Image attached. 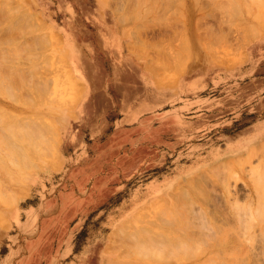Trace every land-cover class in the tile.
<instances>
[{
  "label": "rangeland",
  "instance_id": "obj_1",
  "mask_svg": "<svg viewBox=\"0 0 264 264\" xmlns=\"http://www.w3.org/2000/svg\"><path fill=\"white\" fill-rule=\"evenodd\" d=\"M135 1L0 0V11L9 9L6 15L0 12V54L8 48L12 55L17 44L22 51L16 49L9 58L0 55L2 65L13 61L11 66L5 63L9 71L0 65V131L6 132L0 134V166L5 169H0V179L6 185L0 186V264H264V178L258 182L252 174L258 167L264 173V0ZM160 9L165 17L158 16ZM138 13L143 14L136 17ZM7 30L17 35H12L15 41ZM5 32L14 42L3 39ZM30 83L42 84L37 90ZM27 118L32 128L26 133ZM30 134L35 141L52 139L45 146L49 151L44 152L41 140L40 146L37 141L30 144ZM253 149L256 154L249 163L246 155ZM3 152L10 157L15 153L12 159L18 160V167ZM220 162L228 164L225 176L212 173ZM191 174L199 186L186 183ZM10 176L16 180L10 182ZM7 179L28 188L19 191ZM196 185L198 191L205 189L203 201L213 202L208 209L219 218L208 215L206 225L200 217L198 227L187 203L205 204ZM171 194L183 197L176 200ZM225 213H230L227 230ZM183 225L188 228L182 235L173 230ZM226 232L227 241L222 235ZM216 236L224 246L212 251L209 245L217 242ZM243 237L247 249L238 243ZM177 245L186 253L172 254ZM169 252L171 257L166 256Z\"/></svg>",
  "mask_w": 264,
  "mask_h": 264
},
{
  "label": "bare ground",
  "instance_id": "obj_2",
  "mask_svg": "<svg viewBox=\"0 0 264 264\" xmlns=\"http://www.w3.org/2000/svg\"><path fill=\"white\" fill-rule=\"evenodd\" d=\"M131 1H133V0H131ZM134 1H135V0H134ZM153 1H154V0H153ZM157 1H158V0H157ZM227 1H228V0H227ZM230 1H231V0H230ZM251 1H252V0H251ZM9 2H10V1H9ZM136 2H137V1H135L134 3H136ZM174 2H176V1H174ZM194 2H195V1H194ZM232 2H233V0H232ZM232 2H231V3H232ZM253 2H254V0H253ZM166 3H167V2H166ZM166 3L164 2L165 5H166ZM168 3L171 4L170 2H168ZM196 3H197V2H195L194 4L196 5ZM131 4H132V3H131ZM131 4H130V5H131ZM146 4H147V3H146ZM173 4H174V3H173ZM226 4H227V2H226ZM232 4H233V3H232ZM241 4H242V3H241ZM126 5H127V3H126ZM143 5H144V4H143ZM167 5H168V4H167ZM171 5H172V4H171ZM174 5L176 6V3H175ZM220 5H221V4H219V6H220ZM223 5H224V4H223ZM223 5H222V6H223ZM20 6H21V4H20ZM20 6H19V7H20ZM132 6H133V4H132ZM135 6H136V5H135ZM139 6H140V5H139ZM139 6H138V8H139ZM186 6H187V5H186ZM225 6H226V5H225ZM21 7H22V6H21ZM125 7H126V6H125ZM127 7H129V5H127ZM164 7L166 8V6H164ZM168 7H170V6L168 5ZM197 7H198V6H197ZM228 7H229V4H227V8H228ZM235 7H236V6H234V10L236 9ZM135 8H136V7H135ZM179 8H180V7H179ZM222 8H223V7H222ZM136 9H137V8H136ZM162 9H163V8H162ZM169 9H170V8H169ZM229 9H230V7H229ZM0 10H1V9H0ZM7 10H9V9H7ZM7 10L5 11V13H4V11H2V12L0 11V12H1V14L4 13V14L6 15V14H7ZM127 10L131 11V10H133V9H132V7H131L130 9L127 8ZM134 10H135V9H134ZM138 10H139V9H138ZM138 10H137V11H138ZM174 10H175V9H174ZM178 10H179V9H178ZM196 10H197V9H196ZM234 10L232 9L231 11H233V12H236V11H237V10H236V11H234ZM249 10H251V8H249ZM160 11H161V9H160V10H157L158 13H159ZM162 11H163V10H162ZM164 11H165V10H164ZM166 11H167V10H166ZM169 11H171V10H169ZM179 11H180V10H179ZM226 11H227V10H225V12H226ZM228 11H229V10H228ZM11 12H12V11H11ZM139 12H141V11H139ZM171 12H173V11H171ZM229 12H230V11H229ZM24 13H25V11H24ZM128 13H129V14H132V11H131V12H128ZM126 14H127V13H126ZM126 14H125V15H126ZM138 14H139V13H138ZM138 14H136V17L140 16V15L143 14V13H141V14H139V15H138ZM171 14H173V13H171ZM230 14H231V13H230ZM236 14H238V12H237ZM8 15H12V13H11V14L8 13ZM144 15H145V14H144ZM156 15H157V14H156ZM159 15H161V14L159 13L158 16H159ZM163 15H164V13H163ZM176 15H177V14H176ZM231 15H232V14H231ZM249 15H250V12H249ZM1 16H2V15H1ZM174 16H175V14H174ZM238 16H239V15H238ZM4 17H5V16H4ZM121 17H122V16H121ZM142 17L145 18V16H142ZM156 17H157V16H156ZM162 17H165V15H164V16L161 15V18H162ZM177 17H178V16H177ZM9 18H10V17H9ZM9 18H8V19H9ZM15 18H17V16H16ZM143 18H142V19H143ZM159 18H160V17H159ZM167 18H168V20H170L169 17H167ZM186 18H187V17H186ZM13 19H14V18H13ZM21 19H23V18H21ZM177 19H178V18H177ZM15 20H16V19L12 20V22L15 21ZM129 20H130V19H129ZM159 20H160V19H159ZM171 20H172V19H171ZM178 20H180V18H179ZM178 20H177V21H178ZM17 21H18V20H17ZM23 21H24V20H23ZM166 21H167V20H166ZM166 21H165V24H166ZM42 22H43V21H42ZM181 22H182V21H181ZM26 23H27V22H26ZM29 23H31V22H29ZM32 23H33V22H32ZM32 23H31V24H32ZM147 23H149V22H147ZM151 23H152V21H151ZM151 23H150V24H151ZM171 23H172V21H171ZM259 23H260V22H259ZM14 24H15V23H14ZM19 24H20V23H19ZM173 24H174V23H173ZM20 25H21V24H20ZM23 25H25V23H24ZM23 25H22V26H23ZM38 25H40V24H37V26H38ZM140 25H141V24H140ZM146 25H147V24H146ZM163 25H164V24H163ZM171 25H172V24H171ZM42 26H43V25H42ZM14 27H15V26H14ZM39 27H40V26H39ZM249 27H250V26H249ZM251 27H253V26H251ZM8 28H9V27H8ZM12 28H13V26H12ZM15 28H16V27H15ZM15 28H14V29H15ZM34 28H35V26H34ZM145 28H146V27H145ZM254 28H255V27H254ZM21 29H22V28H21ZM32 29H33V28H32ZM32 29H31V31H32ZM135 29H137V28H135ZM140 29H141V28H140ZM8 30H11V29L9 28ZM8 30H7V31H8ZM24 30H25V29H24ZM26 30H28V29H26ZM26 30H25V31H26ZM248 30H249V29H248ZM250 30H251V29H250ZM252 30H253V29H252ZM255 30H256V29H255ZM255 30H254V31H255ZM2 31H3V30H2ZM2 31L0 30L1 33H2ZM25 31H23V32H25ZM28 31H29V30H28ZM31 31H29V32H31ZM134 31H135V30H134ZM29 32H28V33H29ZM205 32H206V35H207V31H205ZM247 32L250 33V31H247ZM251 32H253V31H251ZM255 32H256V31H255ZM7 33L10 34L11 31H8ZM7 33L5 32V34H7ZM12 33H13V34H10L11 37H13L12 35H15V36L17 37V35H16L14 32H12ZM16 33H17V32H16ZM19 33H20V32H19ZM21 33H22V32H21ZM209 33H210V32H209ZM209 33H208V34H209ZM8 34H7V36H8ZM22 34H23V33H22ZM24 34H25V33H24ZM24 34H23V35H24ZM40 34H41V33H40ZM250 34H251V33H250ZM0 35H1V34H0ZM2 35H3V33H2ZM10 35H9L8 37L6 36V38L4 37L3 39H4V40L6 39V41H7V39H8V41H9V39H10V41H13V40L15 39V37H13V40H11L12 38L10 37ZM18 35H19V34H18ZM23 35H22V36H23ZM38 35H39V34H38ZM45 35H46V34H45ZM198 35H199V34H198ZM222 35H223V34H222ZM36 36H37V35H36ZM204 36H205V35H204ZM207 36L209 37V35H207ZM207 36H206V38L204 37L205 40L207 39ZM0 37H1V36H0ZM18 37H19V36H18ZM20 37H21V36H20ZM29 37H31V36H29ZM33 37H34V36H33ZM38 37H39V36H38ZM41 37H43V35H42ZM47 37H48V36H47ZM47 37H46V38H47ZM200 38H201V40H204V39H202V37H200ZM200 38H199V39H200ZM216 38H217V37H216ZM27 39H30V38H27ZM48 39H49V38H48ZM0 40H1V39H0ZM24 40L26 41L25 38H24ZM42 40H43V39H41V41H42ZM205 40H204V41H205ZM216 40H217V39H216ZM14 41H15V40H14ZM14 41H13V42H14ZM22 41H23V40H22ZM25 41H24V42H25ZM31 41H32V39L29 41V43H30ZM33 41H34V40H33ZM43 41H44V40H43ZM209 41H210V40H209ZM13 42H12V43H13ZM19 42H20V41H19ZM24 42H23V43H24ZM12 43H11V44H12ZM16 43H18V42H16ZM16 43H15V47H16ZM20 43H21V42H20ZM29 43L27 42V44H29ZM41 43H42V42H41ZM183 43H184V42H183ZM27 44L24 43V45L28 46ZM207 44H208V43H207ZM2 45H4V43L1 44L0 46H2ZM6 45H10L9 42H8V44H6ZM31 45H32V44H31ZM36 45H37V44H36ZM213 45H214V44H213ZM21 46H23V45H21ZM29 46H30V45H29ZM48 46H49V45H48ZM144 46H145V45H144ZM148 46H149V45H148ZM11 47H12V46H11ZM17 47H18V44H17ZM17 47H16V48L13 47L12 49H13V50H14V49H15V50L18 49V50H16V51L19 52V51H20V49H19L20 47H19V48H17ZM30 47H31V46H30ZM32 47H33V46H32ZM36 47L38 48V46H36ZM183 47H184V46H183ZM3 48H4V47H3ZM9 48H10V47H9ZM43 48H44V46H43ZM45 48H46V47H45ZM7 49H8V48H7ZM7 49H5V50L8 51V52H6V51L3 52L4 50L1 49V52H2L3 54H0V55L3 56V55H5V53H6L7 58H9V56L11 57V56L17 54V53H15V54L12 53V52H15V50H14V51L11 50V51H12V52H11L12 55H10V54H9L10 49H8V50H7ZM22 49H24V47H22ZM22 49H21V50H22ZM33 49H34V48H33ZM46 49H48V48H46ZM209 49H210V48H208V50H209ZM168 50H169V49H168ZM185 51H186V50H185ZM189 51H190V50H189ZM27 52H29V47H28ZM30 52H31V50H30ZM32 52H33V50H32ZM140 52H141V51H140ZM156 52H160V51H156ZM161 52H162L163 54H165L164 51H161ZM166 52H167V50H166ZM7 53H8L9 55H8ZM19 53H22V51L19 52ZM23 53H24V52H23ZM25 53H26V51H25ZM160 54H161V53H160ZM6 55L3 56L2 58L6 57ZM23 55H24V54H23ZM31 55H32V54H31ZM167 55H168V54H167ZM17 56H18V55H17ZM17 56H16V57H17ZM21 56H22V55H21ZM21 56H18V57H19V59L21 58V60L23 61L24 58L21 57ZM24 56L26 57L27 55H24ZM35 56H36V55H34V57H35ZM38 56H39V55H38ZM50 56H51V55H50ZM162 56H164V55H162ZM16 57H15V58H16ZM18 57H17V58H18ZM31 57H32L33 59H35V58L33 57V55H32ZM160 57H161V56H160ZM164 57H165V56H164ZM0 58H1V57H0ZM17 58H16V60H19V59H17ZM22 58H23V59H22ZM29 58H30V56H29ZM29 58H27V59H29ZM32 58H31V60H32ZM37 58H38V57H37ZM162 58H163V57H162ZM167 58L170 59L169 57H166V59H167ZM5 59H6V58H5ZM25 59H26V58H25ZM48 59H49V56H48V58H46L45 60L48 61ZM157 59H159V57H157ZM157 59H156V60H157ZM166 59H164V60L167 62ZM9 60H10V59H9ZM9 60H7L6 62H3V63H4V64L7 63V64L10 65L13 61L10 63ZM35 60H37V59H35ZM49 60H50V59H49ZM2 61H4V59H2ZM153 61H155V60H153ZM153 61H151V62L153 63ZM157 61H158V60H157ZM159 61H160V59H159ZM8 62H9V63H8ZM14 62H15V61H14ZM17 62H19V61H17ZM23 62H24V61H23ZM26 62H27V61H26ZM149 62H150V61H149ZM0 63H1V60H0ZM19 63H20V62H19ZM24 63H25V62H24ZM33 63H35V62H33ZM57 63H58V62H57ZM59 63H62L61 60H60ZM168 63H169V62H168ZM174 63H175V62H174ZM4 64H3V65H4ZM27 64H29V62H28ZM62 64H63V63H62ZM147 64H148V63H147ZM158 64H159V63H158ZM160 64H161V63H160ZM166 64H167V63H166ZM0 65L3 66L2 64H0ZM153 65H154V64H153ZM156 65H157V64H156ZM1 66H0V68H1ZM10 66H11V65H10ZM12 66H14V65H12ZM4 67L7 68V65L5 64ZM15 67H16V65H15ZM15 67H14V68L12 67V69L16 71ZM29 67H30V66H29ZM33 67H34V66H33ZM35 67H36V66H35ZM35 67H34V69H35ZM58 67H59V66H58ZM154 67H155V66H154ZM176 67H177V66H176ZM17 68L19 69L20 67H17ZM177 68H178V67H177ZM177 68H176V69H177ZM8 69H9V68H7V70H8ZM36 69H37V68H36ZM59 69H61V67H60ZM155 69H156V67H155ZM176 69H174V70H176ZM3 70H4V69H3ZM3 70L1 71L2 73H4V71H5V70H4V71H3ZM57 70H58V69H57ZM8 71H9V70H8ZM29 71H30V69H29ZM29 71H27V73H28ZM36 71H37V70H36ZM58 71H59V70H58ZM30 72H31V71H30ZM30 72H29V73H30ZM56 72H57V71H56ZM15 73H16V74H15L16 76H14V75H13V76H14V77H18V76H17V72H15ZM21 73H22V75H21ZM19 75H21V77H22L21 79L23 80V79H24V76H25V75L23 76V72H19ZM30 75H31V73H30ZM3 76H4V75H3ZM6 76H7V74H6ZM8 76H9V75H8ZM28 76H29V75H28ZM31 76H32V75H31ZM3 78H4V77H3ZM3 78H2V76H1L0 79H3ZM6 78H7V77H6ZM6 78H5V79H6ZM28 78H29V77H28ZM41 80H43V79L41 78ZM6 81H7V80H6ZM48 81H49V79L47 80V82H48ZM22 82H23V81H22ZM25 82H26V81H25ZM25 82H24V84H25ZM39 82H40V81H39ZM42 82H44V81H42ZM49 82H50V81H49ZM1 83H2V84H1V87H2V85H3L4 83H3V81H2ZM7 83H8V82H7ZM58 83H59V82H58ZM58 83L56 82V84H58ZM8 84H9V83H8ZM18 84H19V83H17V85H18ZM30 84L32 85V83H30ZM41 84H42V83H41ZM41 84H40V86H41ZM43 84H44V83H43ZM59 84H61V83H59ZM14 85H15V84H14ZM26 85H27V84H26ZM28 85H29V84H28ZM36 85H37V84H35L34 87H37V90H38V87H40V86H39V85L36 86ZM9 86H10V85H9ZM9 86H8V87H9ZM18 86L20 87V85H18ZM18 86H17V87H18ZM45 86H46V85H45ZM59 86H60V85H59ZM1 87H0V88H1ZM3 87H4V85H3ZM3 87H2V88H3ZM19 87H18V89H19ZM32 87H33V85H32ZM34 87H33V89H34ZM55 87H56V86H55ZM28 88H29V87H28ZM47 88H48V87H47ZM56 88H57V87H56ZM56 88H55V89H56ZM58 88H59V87H58ZM7 89H8V88H7ZM14 89H16V86H14ZM21 89H22V88H21ZM44 89H45L46 91H48L46 88H44ZM53 89H54V88H53ZM4 90L7 91V93L9 92V91L6 90L5 88H4ZM4 90H3V91H4ZM10 90H12V89H10ZM59 90H60V88H59ZM61 90H62V89H61ZM3 91H2V92H3ZM5 91H4V93H6ZM28 91H29V89H28ZM34 91H35V90H34ZM46 91H44V92L47 93ZM52 91H53V90H52ZM55 91H56V90H55ZM10 92H11V91H10ZM44 92H43V93H44ZM53 92H54V91H53ZM29 93H33V91H31V92H29ZM48 93H49V91H48ZM13 94H15V93L13 92ZM17 94H19V93H17ZM11 95H12V93H8V96L11 97ZM25 95H26V94H25ZM48 95H50V93H49ZM51 95H53V94H51ZM12 96H13V95H12ZM15 96H17V95H15ZM51 97H52V96H51ZM12 99H13V97H12ZM26 100H28V99H26ZM4 116H5V115H4ZM6 116L8 117L9 114H6ZM6 116H5V118H6ZM10 117H11V115H10ZM5 118H4V119H5ZM8 118H9V117H8ZM8 118H7V119H8ZM12 118H13V116H12ZM12 118H11V119H12ZM4 119H3V120H4ZM16 119H17V118H16ZM1 120H2V118H1ZM5 120H6V119H5ZM17 120H18V119H17ZM20 120H22V119H20ZM11 121H12V120H11ZM23 121H25V119H24ZM32 121H33V120H32ZM17 122H18V121H17ZM17 122H16V123H17ZM25 122H26V121H25ZM27 122H28V123H26V128H27V129L23 126V127H24V131H25L26 133H27L28 129H31V128H32L31 124H30L31 128H29V120H28V118H27ZM19 123H20V122H19ZM19 123H17V124H19ZM34 123H35V122H34ZM21 124L23 125V122H22V121H21ZM24 124H25V123H24ZM8 126H9V125H8ZM19 126H20V125H19ZM0 127H1V126H0ZM11 127H12V126H11ZM14 127H15V126H14ZM20 127H21V126H20ZM43 127H44V126H43ZM50 127H51V126H50ZM21 128H22V127H21ZM36 128H37V127H36ZM3 129H4V128H3ZM5 129H7V128L5 127ZM9 129H10V128H9ZM25 129H26V130H25ZM41 129H42V128H41ZM0 130H1V129H0ZM12 130H13V128H12ZM15 130H16V129H15ZM17 130L19 131V130H21V129H17ZM37 130H38V129H37ZM7 131H11V130H7ZM18 131H17V132H18ZM35 131H36V130H35ZM43 131H44V130H43ZM2 132H4V131H3V130L0 131V134H1ZM17 132H16V133H17ZM41 132H42V131H41ZM33 133H34V135H35V134L37 133V131H36V133H35V132H34V129H33ZM33 133H32V135H33ZM43 133H44V132H43ZM43 133H42V134H43ZM51 133H52L51 135H53V132H51ZM3 134L6 135V132H4ZM11 134H12V133L10 132V135H11ZM19 134H20V132H19ZM22 135H23V133L21 134V138L24 137V136H22ZM32 135L30 134L29 136H27V137H31L30 139H28V138H26V139H28V142H29L30 144H31L32 142L35 143V142L37 141V143H36V145H37L38 142H40L41 139H40V137H39V138L37 137V138L40 139V140H37V139H36V141H35L36 135H35V136L33 135L35 138H33ZM40 135H41V134H40ZM2 136H3V135H2ZM16 136H17V135H15L14 138H16ZM0 137H1V135H0ZM7 137H8V136H7ZM9 137H10V136H9ZM19 137H20V135H19ZM43 137H45V135H44ZM52 137L54 138L55 136H52ZM17 138H18V137H17ZM24 138H25V137H24ZM24 138H23V139H24ZM32 138H33V140H32ZM8 139H11V138H8ZM19 139H20V138H19ZM55 139H56V138H54V141H55ZM2 140H3V139H2ZM29 140L32 141V142H30ZM43 140H44V139H43ZM45 140H46V139H45ZM0 141H1V140H0ZM13 141H14V140H13ZM15 141H16V140H15ZM18 141H19V140H18ZM22 141H23V140H22ZM24 141H25V139H24ZM41 141H42V140H41ZM48 141H50V140L47 139L46 142L48 143ZM52 141H53V140L51 139L50 142H52ZM43 142H44V146H43V147L45 148V146L47 145V143H45V141H42V144H43ZM50 142H49L48 145H51ZM56 142H57V140H56ZM56 142H55V143H56ZM0 143H2V141H1ZM6 143H7V142H5V147H8V148H9V146H6L8 143H7V144H6ZM17 143H18V142H17ZM21 143H22V142H21ZM34 143H33V144H34ZM24 144H25V143H24ZM24 144H23V145H24ZM27 144H28V143H26V145H27ZM40 144H41V143H40ZM53 144H54V143H53ZM26 145H25V146H26ZM28 145H29V144H28ZM28 145H27L26 147H28ZM38 145H39V144H38ZM55 145H56V144H55ZM55 145H53V146H55ZM1 146H2V145H1ZM1 146H0V147H1ZM3 146H4V145H3ZM3 146H2V147H3ZM29 146H30V145H29ZM39 146H40V145H39ZM12 147H14V146H12ZM19 147H20V146H19ZM33 147H34V146H33ZM35 148H36V147H35ZM41 148H42V145H41ZM3 149H4V148H3ZM6 149H7V148H6ZM9 149H10V148H9ZM14 149H16V148L14 147ZM20 149H21V148H20ZM20 149H18L19 152H21V153H22V152L25 153L24 151H20ZM30 149H31V147H30ZM48 149H50V148H48ZM48 149L45 148V149H44V152H45V151H49ZM11 150H12V149H11ZM39 150H40V149H39ZM1 151H2V150H1ZM3 151H4V150H3ZM7 151H8V150H7ZM27 151H28V150H27ZM29 151H30V150H29ZM40 151H41V150H40ZM42 151H43V148H42ZM51 151H53V150H51ZM51 151H50V152H51ZM11 152H12V151H11ZM16 152H18V151L16 150ZM19 152H18V153H19ZM32 152H33V151H32ZM32 152H31V153H32ZM3 153H4V152H3ZM18 153H17V154H18ZM35 153H36V152H35ZM39 153H40V152H39ZM12 154H13V153H12ZM12 154H11V155H12ZM19 154H20V153H19ZM25 154H26V153H25ZM29 154H30V153H29ZM33 154H34V152H33ZM36 154H38V153H36ZM36 154H35V155H36ZM42 154H43V153H42ZM255 154H256V151H255L254 149L251 150L249 153H247V155H246V156H247V162L251 161V159H253V157L255 156ZM4 155H6V153H4ZM7 155H8V153H7ZM7 155H6V157H5V156H4V157L7 158V160L10 161V160L12 159V156H13V155L15 156V153H14L11 157H10V156H7ZM9 155H10V154H9ZM19 156H20V155H19ZM19 156H18V158H19ZM22 156H23V155H22ZM24 156H25V155H24ZM24 156H23V158H24ZM26 156H28V155H26ZM31 156H32V155H31ZM31 156L28 157V158H30V159L26 158L27 160H29L28 162H30V160L32 159ZM9 157H10V159H9ZM41 157H42V156H41ZM44 157H45V156H44ZM2 158H3V157H2ZM5 158H3V160L6 161ZM13 158H14V157H13ZM21 158H22V157H21ZM42 158H43V157H42ZM26 159H25V160H26ZM40 159H41V158H40ZM44 159H45V158H43V160H44ZM0 160L2 161V159H0ZM12 160H13V159H12ZM16 160H17V159H16ZM16 160H13V164L16 163L17 165H19V163H17L18 160H17V161H16ZM25 160L23 159V162H24ZM27 160L25 161V163L27 162ZM33 160H34V159H33ZM33 160H32V162H31L32 165H33V163H34ZM1 161H0V162H1ZM14 161H15V163H14ZM34 161H35V160H34ZM36 161H37V160H36ZM259 162H260V161H259ZM2 163H3V162H2ZM10 163H11V161H10ZM25 163H23V164H25ZM249 163H250V162H249ZM16 164H15V165H16ZM258 164H259V163H258ZM10 165H11V164H10ZM17 165H16V166L13 165V166H14V167H18ZM32 165H31V167H32ZM7 166H8V165H7ZM21 166H22V165H21ZM34 166H36L35 163H34L33 167H34ZM227 166H228V164H225L224 162H222V163L220 162V164H216V167L214 168V170H213L212 173H215V174H221V172H222V174L225 176V174H227V173H225L226 171L224 172L223 170L226 169ZM0 167H1V166H0ZM4 167L7 168L6 165H4ZM23 167H24V169L27 168L26 165H23ZM29 167H30V166H29ZM256 167H257V166H256ZM9 168H10V167H9ZM250 168H251V166H250ZM258 168H259V167H258ZM258 168L256 169V171H254V173H252L253 171H252V172H249V171H248V173H252V174L254 175L253 177L256 178V181L259 182V181H262V179L264 178V176H263L264 173H263V172H262V173H261V172L259 173V172H258ZM260 168H263V171H264V160H263V159H262V167H260ZM0 169H2V171H3V170L5 171V169H4L3 167H1ZM27 169H28V168H27ZM29 169H30V168H29ZM229 169H230V168H229ZM250 170H252V169H250ZM210 171H211V170H210ZM223 172H224L225 174H224ZM1 173H2V172H1ZM4 173H5V172H4ZM4 173H3V174H4ZM222 174H221V175H222ZM6 175L8 176V172H6ZM9 175H10V174H9ZM191 175H192L191 179H190V180L187 179L188 182L186 181V183L189 184L190 186H192V185L195 186V184H197V185L199 186V184H198V183H199V182H198V177L195 178V177L193 176V174H191ZM221 175H219V176H221ZM223 175H222V176H223ZM3 176H5V175H3ZM3 176H1V177H3ZM7 176H5V179L7 178ZM241 176H242V175H241ZM251 176H252V175H251ZM262 176H263V177H262ZM11 177H12V176H10V179H11ZM14 177H15V176H14ZM205 177H206V176H205ZM217 177H218V176H217ZM185 178H188V176L185 177ZM200 178H201V179H202V178L204 179V175H201ZM235 179H236V178H235ZM0 180H1V179H0ZM14 180H16V178L13 179V180L11 179V180H9V181L11 182V181H14ZM199 180H200V179H199ZM220 180H221V179H220ZM223 180H224V179H223ZM251 180H252V179H251ZM4 181H5V180H4ZM7 181H8V179H7ZM9 181H8V182H9ZM196 181H197V183H195ZM221 181H222V180H221ZM252 181H254V179H253ZM2 182H3V180H1V183H2ZM10 182H9V183H10ZM16 182H17V181H16ZM205 182H206V181H205ZM205 182H204V183H205ZM207 182L209 183V179H208ZM222 182H223V181H222ZM244 182H245V180H244ZM12 183H13V182H12ZM12 183H10V184H12ZM17 183H18V182H17ZM254 183H256V182H254ZM254 183H253V184H254ZM263 183H264V182H263ZM182 184H183V183H182ZM200 184H201V183H200ZM210 184H211V183H210ZM221 184H222V183H221ZM2 185H3V183L0 184V186H2ZM7 185H8V184H7ZM13 185H17V184H14V183H13ZM13 185H12V186H13ZM21 185H22V184L20 183L19 186L21 187ZM189 185H186V186H189ZM197 185H196V186H197ZM201 185H202V184H201ZM201 185H200V186H201ZM224 185H225V184H224ZM247 185H248V184H247ZM5 186H6V185H5ZM5 186L3 185L4 188H5ZM8 186H9V185H8ZM12 186H10V187H12ZM194 186H193V187H194ZM198 186L196 187V191H198V189H197ZM206 186H207V184H206ZM209 186H210V185H209ZM3 187H2V188H3ZM15 187H16V186H15ZM15 187H14V189H15ZM20 187H18V185H17V189L20 188ZM176 187H177V186H175V188H176ZM184 187H185V186H184ZM184 187H183V188H184ZM201 187H203V185H202ZM207 187H208V186H207ZM216 187H217V186H216ZM261 187H262V184H261ZM4 188H3V189H4ZM23 188H24V190L26 191V190H27L26 188H28V186H24V185H23V187H21V189L23 190ZM175 188H174V189H175ZM194 188H195V187H194ZM209 188H210V187H209ZM254 188H255V190H257V192H258L259 187H258L257 185H255ZM262 188H263V187H262ZM21 189H20V190H21ZM177 189H178V188H177ZM199 189H200V188H199ZM202 189H203V188H202ZM9 190H13V189L11 188V189H9ZM18 190H19V189H18ZM18 190H17V191H18ZM20 190H19V191H20ZM179 190H180V189H179ZM188 190H189V189H188ZM0 191H1V190H0ZM189 191H190V190H189ZM199 191H201V190H199ZM199 191H198V192H199ZM216 191H217V190H216ZM226 191H227V190H226ZM229 191H230V190H229ZM263 191H264V190H263ZM4 192H5V191H4ZM7 192H8V191H7ZM7 192H6V193H7ZM14 192H16V190H15ZM208 192L211 193V191H209V190H208ZM224 192H225V191H224ZM224 192H223V193H224ZM22 193H23V192H22ZM182 193H183V192H182ZM186 193H187V192H186ZM200 193H203V194H200V195H199V193H198L197 195H199V196L202 197L204 194L206 195L207 192L205 191V189H203ZM210 193H209V194H210ZM2 194H3V193H2ZM169 194H170V193H169ZM169 194H168V195H169ZM179 194H180V193H179ZM211 194L213 195V192H212ZM225 194H226V192H225ZM234 194L236 195V192H234ZM172 195H173V194H171V196H172ZM181 195H182V194H181ZM205 195H204V196H205ZM4 196H5V195H4ZM185 196H186V195H185ZM227 196H228V195H227ZM229 196H230V195H229ZM2 197H3V196H2ZM7 197H9V196H7ZM10 197H11V195H10ZM180 197L182 198L183 196H180ZM180 197H179V196H175V195L172 196V198H174V199H176V200H178ZM187 197H188V196H186V198H187ZM193 197H194V196H193ZM210 197H211V196H210ZM212 197H214V196H212ZM13 198H14V197H13ZM186 198H183V199H186ZM189 198H191V197H189ZM234 198H237V196H235ZM249 198H250V200H251V198H252V194H250ZM11 199H12V197H11ZM191 199H192V198H191ZM199 199H200V198H199ZM201 199H202V201H203L205 198L203 199V197H202ZM211 199H212V198H211ZM7 200H8V202H7ZM15 200H16V199H15ZM234 200H235V199H234ZM188 201H189V203H188ZM192 201H193V200H192ZM192 201H190V199L187 200L188 207H189V208H188V207H187V208H188V210L190 209V210H189V211H190L189 214L193 217L192 220H194V217H195V216L197 217V220L195 219V220H196V224L194 223L196 226H197V224H198V223H197L198 218H200V217H201V218H204V221H205V222H206L205 218L207 219L208 215L213 216L212 218H215L216 220L219 219L218 217H217V218L214 217V215H216V214L212 213V211H210V210L208 209V206L210 205V203H213V202H211V200H210V202H209V201L206 199V201H208L209 204H208L207 202L203 201L205 204H202V205L200 204L199 206L196 205V203H195L194 201H193V202H192ZM216 201H217V200H216ZM6 202H7V204H8V203L11 202V201H10L8 198H6ZM13 202H15V201L13 200ZM176 202H177V201H176ZM182 202H183V201H181V203H182ZM248 202H249V201H248ZM248 202H247V203H248ZM177 203H178V202H177ZM185 203H186V202H185ZM185 203H184V204H185ZM9 204H10V203H9ZM184 204H181V205H184ZM214 204H215V203H214ZM177 205H178V204H177ZM194 205H195L196 207L198 206L197 209L194 207ZM203 205H206L205 208H203ZM242 205H243V204H242ZM247 205H249V204H247ZM215 206H216V205H215ZM215 206H214V207H215ZM245 206H246V205H245ZM249 206H250V205H249ZM185 207H186V206H185ZM210 207H211V206H210ZM258 207H260V206L258 205ZM180 208H181V207H180ZM226 208H227V206H226ZM261 208H263V207H261ZM211 209H212V207H211ZM217 209H218V208H217ZM236 209H237V208H236ZM244 209H245V208H244ZM258 209H259V208H258ZM169 210H170V209H169ZM188 210H187V211H188ZM246 210H247V209H246ZM250 210H251V207H250ZM216 211H217V210H216ZM229 211H230V210H229ZM259 211H260V210H259ZM177 212H178V211H177ZM218 212H219V211H218ZM220 212H221V211H220ZM220 212H219V213H220ZM225 212H226V211H225ZM227 212H228V211H227ZM231 212H232V211H231ZM235 212H236V211H235ZM241 212H242V210H241ZM253 212H254V210H253ZM257 212H258V211H256L255 213H257ZM180 213H181V211H180ZM187 213H188V212H187ZM211 213H212V214H211ZM222 213H223V212H222ZM247 213H248V212H247ZM247 213H246V214H247ZM261 213L263 214V211H261ZM161 214H162V213H161ZM229 214H230V213H228V214L225 213L226 217L223 218V219L225 220V219L227 218V215H229ZM232 214H233V213H232ZM246 214H245V215H246ZM248 214H249V213H248ZM259 214H260V213H259ZM262 214H260V215H262ZM0 215H1V214H0ZM170 215H171V217H172V214H170ZM173 215H174V214H173ZM218 215H219V214H218ZM221 215H222V214H221ZM223 215H224V214H223ZM223 215H222V216H223ZM237 215H238V214H236V216H237ZM239 215H240V213H239ZM243 215H244V214H243ZM245 215H244V216H245ZM257 215H258V214H257ZM260 215H259V216H260ZM263 215H264V214H263ZM164 216H166V215H164ZM168 216H169V215H168ZM174 216H175V215H174ZM216 216H217V215H216ZM222 216H221V217H222ZM249 216H250V215H248V217H249ZM182 217H183V216H182ZM186 217H187V215H186ZM196 217H195V218H196ZM223 217H224V216H223ZM229 217L231 218V216H229ZM240 217H241V215H240ZM250 217H251V216H250ZM250 217H249V218H250ZM254 217H255V216H254ZM261 217H263V216H260L259 219H261ZM173 218H174V217H173ZM175 218H177V217H175ZM175 218H174V219H175ZM232 218H234V217H232ZM242 218H243V217H242ZM242 218H241V219H242ZM256 218H257V216H256ZM263 218H264V217H263ZM159 219H160V218H159ZM166 219H168V218H166ZM169 219H170V218H169ZM186 219H187V218H186ZM228 219H229V218H227L224 222H227V223H228ZM171 220H173V219H171ZM232 220H233V219H232ZM245 220H246V219H245ZM250 220H251V218H250ZM250 220H249V221H250ZM261 220H262V219H261ZM1 221H3V220H1ZM189 221H191L190 218H189ZM201 221H202V220H201ZM201 221L199 220V222H201ZM214 221H215V220H214ZM236 221H237V219H236ZM238 221H239V220H238ZM252 221H254V220L252 219ZM263 221H264V220H263ZM173 222H174V221H173ZM191 222H192V221H191ZM193 222H194V221H193ZM193 222H192V223H193ZM205 222H204V223H205ZM219 222H221V220H220ZM219 222H218V223H219ZM224 222H223V223H224ZM230 222H231V220H230ZM246 222H247V221H246ZM259 222H260V220H259ZM163 223H164V222H163ZM175 223L177 224V223H178V220H177V222L175 221ZM175 223H173V224L176 225ZM192 223H191V224H192ZM211 223H212V222H211ZM216 223H217V221H216ZM221 223H222V222H221ZM221 223H219V224H221ZM234 223H236V222L234 221ZM237 223H238V222H237ZM248 223H249V222H248ZM250 223H251V222H250ZM252 223H253V222H252ZM260 223H261V222H260ZM173 224H172V225H173ZM191 224L188 223V227H189V225H191ZM194 224H193V225H194ZM213 224H215V223L213 222ZM239 224H240V222H239ZM170 225H171V224H170ZM172 225H171V226H172ZM202 225H203V224H202ZM206 225H208L207 222H206ZM232 225H233V224H232ZM177 226H178V224H177ZM183 226H184V225H183ZM204 226H205V225H204ZM209 226H210V225H209ZM215 226H217V225H215ZM223 226H224L223 228H225V230H227L226 227L229 226V223H228V225H223ZM238 226H239V225H238ZM238 226H237V227H238ZM181 227H182V226H181ZM181 227H177V229H173V230L176 231V233L180 232V234H181V233L184 231V229L186 228L185 226L182 227V228H181ZM188 227H187V228H188ZM197 227H198V226H197ZM205 227H206V226H205ZM212 227H213V226H212ZM232 227H233V226H232ZM232 227H231V229H232ZM234 227H235V225H234ZM167 228H168V227H167ZM171 228H173V226H172ZM175 228H176V227H175ZM187 228H186V229H187ZM201 228H202V227H201ZM203 228H204V227H203ZM215 228H217V227H215ZM193 229H194V228H193ZM195 229H196V228H195ZM195 229H194V230H195ZM206 229H207V228H206ZM208 229H210V227H209ZM208 229H207V230H208ZM220 229H221V225H220V227H219V230H220ZM234 229H235V228H234ZM238 229H239V227H238ZM238 229H237V231H238ZM202 230H203V229H202ZM204 230H205V229H204ZM204 230H203V231H204ZM210 230H211V229H210ZM212 230H213V229H212ZM212 230H211V231H212ZM219 230H218V231H219ZM221 230H222V229H221ZM228 230H229V228H228ZM249 230H250V229H249ZM259 230H260V229H259ZM181 231H182V232H181ZM188 231H189V230H188ZM205 231H206V230H205ZM208 231H209V230H208ZM213 231L215 232V230H213ZM213 231H212V232H213ZM240 231H241V229H240ZM119 232H121V231L118 230V233H119ZM143 232H144V231H143ZM171 232H172V231H171ZM171 232H170V233H171ZM190 232H191V230H190ZM192 232H193V231H192ZM192 232H191V233H192ZM195 232H196V230H195ZM219 232H220V231H219ZM224 232H225V231H224ZM229 232H230V234L232 233L231 230H230ZM235 232H236V231H235ZM116 233H117V231H116ZM122 233H123V232H122ZM126 233H127V232H126ZM197 233H198V231H197ZM209 233H210V232H209ZM209 233H207V234H209ZM238 233H239V232H238ZM249 233H250V232H249ZM119 234H120V233H119ZM119 234H118V235H119ZM123 234H124V233H123ZM178 234H179V233H178ZM180 234H179V235H180ZM214 234H215V233H214ZM214 234H213V236H214ZM223 234H224V235H223ZM227 234H228V232H226V235H225V233H222L224 239L229 235V234H228V235H227ZM235 234H237V233H235ZM235 234L233 235V233H232L233 236H236ZM241 234H242V233H241ZM124 235H125V234H124ZM124 235H123V236H124ZM181 235H182V234H181ZM186 235H187V234H186ZM186 235H184V237H183L182 239H184ZM194 235H196V233H195ZM194 235H192V236H194ZM219 235H220V234H219ZM239 235H240V234H239ZM239 235H237V237H239ZM259 235H260V234H259ZM197 236H198V235H197ZM197 236H195V237H197ZM200 236H202V234H201ZM203 236H204V235H203ZM205 236H206V234H205ZM220 236H221V235H220ZM220 236H219V237L216 236V237L218 238V240H219ZM246 236H247V235H246ZM246 236H245V237H246ZM248 236H249V235H248ZM262 236H264V235L262 234ZM262 236H260L261 239H262ZM110 237L116 238V237H114L113 235H111ZM170 237H172V236H170ZM186 237H187V236H186ZM240 237H242V236H240ZM245 237H243L242 239L240 238V242H238V243L243 242V241H241V240H243ZM249 237H250V236H249ZM249 237H248V238H249ZM260 237H258V238L260 239ZM148 238H149V237H148ZM197 238H198V237H197ZM199 238H200V237H199ZM201 238L203 239L204 237H201ZM201 238H200V239H201ZM228 238H229V237H228ZM179 239H180V238H179ZM187 239H188V238H187ZM200 239H199V240H200ZM221 239H222V238H221ZM221 239H220L219 241L216 239V240H217V242H216L217 244H216V243H211V244L209 245L212 251H213V250H216L217 248L219 249L220 247H223V246H224L223 243H218V242H220V241L222 242ZM231 239H232V240H233V239L236 240L235 237H234V238L231 237ZM231 239H230V240H231ZM249 239L251 240V238H249ZM175 240H176V237H175ZM180 240H181V239H180ZM180 240H179V241H180ZM244 240H245V239H244ZM257 240H258V239H257ZM126 241H127V240H126ZM185 241H186V240H185ZM185 241H184L183 243H185V246L188 247V245H186V242H185ZM194 241H195V240H194ZM201 241H203V240H201ZM226 241H227V238H226ZM226 241H224V242H226ZM237 241H239V240H237ZM247 241H248V240H247ZM262 241L264 242V239H262ZM127 242H128V241H127ZM127 242H126V245H128ZM130 242H131V241H130ZM130 242H128V243H130ZM195 242H196V241H195ZM232 242H233V241H232ZM235 242H236V241H235ZM251 242H252V240H251ZM258 242H259V241H258ZM263 242H262V243H263ZM190 243H191V242H190ZM230 243H231V242H230ZM233 243H234V242H233ZM238 243H237V244H238ZM246 243H247V245H248V242H246ZM260 243H261V242H260ZM260 243H259V244H260ZM130 244H131V243H130ZM133 244H134V243H133ZM175 244H178V242L175 243ZM208 244H209V242H208ZM237 244H236V245H237ZM241 244H242V247H243L244 249H247V247H246L247 245H246V246H245V245L243 246V243H241ZM244 244H245V243H244ZM263 244H264V243H263ZM183 245H184V244H183ZM194 245H195V244H193V246H194ZM197 245H198V244H197ZM249 245H251V244H249ZM260 245H261V244H260ZM114 246H115V245H114ZM114 246H113V247H114ZM140 246H141V244H140ZM140 246H136V247H137V248H136V250H137L136 253H137V254H138L139 252H141V251H140L141 249H138ZM175 246H176V245H175ZM175 246H174V249H173V248H172V249H173V251H174L175 249H176V250H175L173 253L171 252L172 254L175 253L176 256H177V254H180V251L182 252V250L185 251V253H186V249L184 250V249L182 248V250H180L181 247L178 248V245H177V248H175ZM203 246H204V245H203ZM262 246H263V245H262ZM262 246H260V247L262 248ZM130 247H131V246H130ZM141 247H142V246H141ZM169 247H170V246H169ZM229 247H233V246H229ZM242 247H240V248H242ZM245 247H246V248H245ZM248 247H249V246H248ZM108 248H109V247H108ZM111 248H112V247H111ZM115 248H116V246H115ZM149 248H150V247H149ZM149 248H148V249H149ZM157 248H158V247H157ZM162 248H163V247H161L160 249H162ZM192 248H193V247H192ZM194 248H195V247H194ZM208 248H209V247H208ZM234 248H235V247H233V249H234ZM243 248H242V249H243ZM249 248H250V247H249ZM145 249H146V248H145ZM160 249H159V250H160ZM177 249H178L179 252L177 251ZM223 249H225V248H223ZM233 249L231 248V251H232ZM244 249H243L242 251H244ZM111 250H112V249H111ZM134 250H135V247H134ZM142 250H143V249H142ZM167 250H169V249L167 248ZM190 250H191V248H190ZM221 250H222V248H221ZM221 250H220L219 253L223 254V256H224V255L227 256V254H224V250H223V253L221 252ZM225 250H226V249H225ZM113 251H114V250H113ZM204 251H205V250H204ZM207 251H208V250H207ZM233 251H234V250H233ZM148 252H149V251H148ZM152 252H156V251H152ZM157 252H158V250H157ZM176 252H177V253H176ZM225 252H226V251H225ZM123 253H124V252H123ZM144 253H145V252L142 251V254H144ZM187 253H188V251H187ZM232 253H234V252H230V254H232ZM194 254H195V253H194ZM260 254H261V252H260ZM117 255H118V254H117ZM154 255H155V254H154ZM204 255H205V254H204ZM219 255H220V254H219ZM233 255H237V254H233ZM242 255H243V254H242ZM119 256H120V255H119ZM137 256H138V255H137ZM139 256H140V253H139ZM145 256H146V255H145ZM166 256L169 257V256H170V252H169V254L166 255ZM172 256L175 257L174 255H172ZM221 256H222V255H220L219 258H221ZM225 256H224V257H225ZM231 256H232V255H231ZM150 257H151V256H150ZM152 257H153V255H152ZM170 257H171V256H170ZM224 257H222L220 260H225V259H223ZM234 257L237 258V256H234ZM234 257H232V258H227V257H226V258H227L228 260H229V259L231 260V259H233ZM154 258L156 259V256H155ZM164 258H165V257H164ZM165 259H166V258H165ZM227 259H226V261H227ZM163 260H164V259H163ZM175 260H176V259H175ZM240 260H241V259H240ZM245 260H247V259L245 258ZM261 260H262V258H261ZM263 260H264V259H263ZM263 260H262V261H263ZM168 261H170V260H168ZM226 261H225V262H226ZM232 261H233V260H232ZM235 261H236V260H234V263H233V264L236 263ZM241 261H242V260H241ZM241 261H239V259H238V262L242 263ZM228 262H229V261H228ZM228 262H227V264H228ZM243 262H244V261H243ZM250 262H251V261H250ZM244 263H246V262H244ZM252 263H254V262L252 261ZM252 263H250V264H252ZM256 263H257V262H256ZM256 263H254V264H256ZM229 264H232V262L230 261ZM238 264H239V263H238Z\"/></svg>",
  "mask_w": 264,
  "mask_h": 264
}]
</instances>
